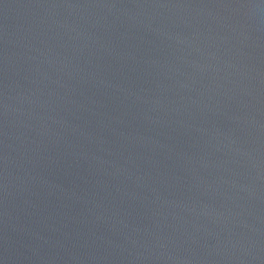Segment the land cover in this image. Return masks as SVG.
I'll return each mask as SVG.
<instances>
[{
    "label": "water",
    "instance_id": "1",
    "mask_svg": "<svg viewBox=\"0 0 264 264\" xmlns=\"http://www.w3.org/2000/svg\"><path fill=\"white\" fill-rule=\"evenodd\" d=\"M0 264H264V0H0Z\"/></svg>",
    "mask_w": 264,
    "mask_h": 264
}]
</instances>
